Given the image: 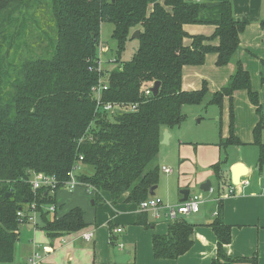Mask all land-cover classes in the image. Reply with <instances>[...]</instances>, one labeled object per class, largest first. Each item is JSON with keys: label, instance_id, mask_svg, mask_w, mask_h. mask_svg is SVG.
<instances>
[{"label": "trees", "instance_id": "1", "mask_svg": "<svg viewBox=\"0 0 264 264\" xmlns=\"http://www.w3.org/2000/svg\"><path fill=\"white\" fill-rule=\"evenodd\" d=\"M48 1L56 30L55 36L44 32L51 53L22 59L16 65L13 61L26 43L29 22H37L29 11L36 8L37 0H0V39L8 46L3 54L0 43V263L14 260L21 225L17 213L31 203L37 204L40 214L37 226L50 238L87 226L80 207L51 216L46 207H58L55 196L62 186L55 194L48 188L34 191L30 182L34 173L64 181L82 155L80 163L91 170L78 173L77 178L95 188L96 204L104 201L103 192H109L114 202L126 193L128 202L141 203L150 197L151 187L160 178V167L153 162L163 128L183 123L187 119L184 106L201 104L209 91L206 81L201 89L184 90L183 67L204 64L212 52L218 54L217 65L229 63L240 50V35L247 26L236 19L232 0ZM103 21L114 24L112 37L117 42V65L105 71L108 89L103 98L138 102L137 111L116 116L96 111L92 88L100 74L90 68L96 64ZM185 24H211L215 30L210 36L190 35ZM135 29H140L137 51L130 60L122 61ZM186 38H191L189 44ZM215 39L218 44L212 42ZM11 49L15 52L6 66ZM157 80L161 81L159 94L145 95V88ZM241 89L248 91L261 116L254 129L261 169L264 115L250 73L240 60L228 84L212 94L210 103L222 106L225 96ZM233 116L232 108L230 136L221 141L224 146L243 144L235 133ZM222 163L212 165L218 179L222 178ZM220 211L211 223L217 237V256L211 264L254 261L226 253L232 232ZM194 226L179 217L168 233L155 234L154 257L175 259L186 253L193 245Z\"/></svg>", "mask_w": 264, "mask_h": 264}, {"label": "crops", "instance_id": "2", "mask_svg": "<svg viewBox=\"0 0 264 264\" xmlns=\"http://www.w3.org/2000/svg\"><path fill=\"white\" fill-rule=\"evenodd\" d=\"M232 4L236 19L247 23L245 30L240 35V50L236 57L229 63L219 66L217 65L218 54L212 52L207 54L204 64L185 65L182 72V87L188 91L198 90L206 81L210 85L211 91L217 92L228 84L237 69V61L240 60L250 73L252 88L257 91L259 101L264 108V26L261 25V21L264 19V0H232ZM184 29L190 35L210 36L214 32L215 26L185 24ZM185 42L189 44L191 38H186ZM212 42L218 44L219 40L215 39ZM227 100H231L232 108L234 104L235 131L237 135L239 134L238 137L243 144L253 143L257 146L254 143V129L261 120V116L256 105L251 102L248 91L246 89L237 90L231 97L225 96V102ZM241 107L247 115L248 133L246 138L242 136L239 123ZM189 125L187 114V119L179 126L163 128V132L165 130L169 132V137L165 143L161 142L153 166H159L166 175L176 173L177 177H171L172 188L161 189L160 195L150 194V196L160 197L165 203L171 205L183 202L182 190L185 189L190 191L189 196L194 194L202 196L203 202L198 212L180 217L195 225L192 235L193 245L186 253L175 259H156L154 257V235L168 233L170 225L174 222L167 215L165 208L144 211L141 209L140 203L125 200L127 193L114 202L109 192H103L104 201L96 204L95 201L92 202L96 190L86 183L79 182L74 189L61 187L55 197L59 207V216L75 207H80L84 211V220L87 226L79 231L50 238L37 225L21 223L14 260L0 264H29V257L37 245L41 246V244L52 247V251L45 253L44 264H211L217 256V237L211 223L218 216L219 210H221L224 221L231 226L232 232L231 242L225 246L226 253L234 258L254 259V261H236L235 264H264V167L260 169L258 166L259 147L257 146V150H255V158L254 155L253 158H250L245 154H240L232 159L227 157L222 160L215 153L211 161L201 162L202 155L194 151L191 155L183 153V149L188 144L194 146L205 144L184 138ZM262 135L264 142V128ZM174 148L178 149L179 163L181 164L178 170H174L166 164L172 156L171 152ZM220 160L223 161L221 179L217 178L213 168L208 167L207 170L198 168L199 165L212 167ZM238 164L244 166L237 167ZM163 167L170 168L171 171L167 172ZM84 168L86 169L81 173L91 170L88 165H85ZM236 171L241 177L240 181L234 184L237 186L235 193L220 198V195L227 193L230 186L233 185L232 175ZM208 180L211 181V187L209 191H203L201 185ZM213 180L218 182L217 193ZM241 180H248L249 183L240 185ZM159 184L160 182L156 185L155 192L160 186ZM156 212L160 216H156ZM144 219L147 224L139 223V220ZM117 227H121L122 231H113ZM89 230L94 232V236L87 241L81 237V233ZM116 245L123 253L129 255L127 262H116L113 253Z\"/></svg>", "mask_w": 264, "mask_h": 264}, {"label": "rangeland", "instance_id": "3", "mask_svg": "<svg viewBox=\"0 0 264 264\" xmlns=\"http://www.w3.org/2000/svg\"><path fill=\"white\" fill-rule=\"evenodd\" d=\"M31 14L37 17V22H29L30 28L28 30V35L26 37V43L22 44L21 49L18 51L13 64H18L22 59L34 57L36 55H48L51 53V48L48 46V40L44 35V32H48L50 35L55 36L56 30L54 25V19L52 18V14L50 11V3L48 0H37V6L35 9H29ZM114 29V24L109 21H103L101 24L100 31V45L98 46V55L97 59L102 61V67L104 71L111 70L114 66L117 65V62H112L116 57V48L117 42L112 37ZM136 30V29H135ZM133 30V32L135 31ZM140 30V29H139ZM132 32V33H133ZM0 43L3 44V54L6 53L8 49L7 44H5L1 39ZM138 40L136 38H132L127 42L126 50L122 53L121 60L127 61L132 58L138 48ZM15 49L10 50V55L5 59V64L8 66V63L12 60ZM10 69L5 67V70ZM11 75V70L9 71ZM208 85V84H207ZM153 86V85H152ZM209 91L206 95L204 101L199 105H186L184 111L189 116L190 125L186 128V133L184 138L186 140H197L200 142H204L205 144H200L197 146L188 144V146L183 149V153L186 155H191L193 151L202 155L200 157L201 162H209L211 161L215 153L220 157L219 159L225 160L227 157L234 158L237 155L245 154L248 157H252L255 154V150H257V146L253 143H246L243 145H227L224 146L221 144V141H225L230 136V124H231V110H232V102L231 100H227L225 102V97L223 99L222 106L210 103V99L212 98L213 92L211 91L210 85H208ZM234 111V104H233ZM262 111L264 113V108L262 107ZM235 112V111H234ZM230 117V122H229ZM234 117V130H235V116ZM246 112L242 109L239 110V123L241 124V132L242 136L247 137V128H246ZM236 135L237 132L235 131ZM239 136V134L237 135ZM241 137V136H240ZM263 139V135H262ZM196 142V141H195ZM171 155L167 165L174 170L180 169L181 164L179 163L178 149L174 148L171 152ZM255 158V155H254ZM256 160V159H255ZM217 161V160H216ZM193 163V162H192ZM197 165V164H196ZM85 165L80 164L77 170L78 173L83 172L86 168ZM87 167V166H86ZM209 168L212 169L211 166L201 167L199 165V169L207 170ZM164 168V167H163ZM171 177H177V174L174 173L172 175H166L160 169V186L155 192L156 195H160L159 192L161 189H170L172 188ZM213 185L218 192V182L217 180H213ZM200 190V189H199ZM205 193V192H203ZM207 194L209 192H206ZM205 193V194H206ZM213 193V192H212ZM42 245V244H41ZM38 246V245H37ZM40 246V245H39Z\"/></svg>", "mask_w": 264, "mask_h": 264}, {"label": "built area", "instance_id": "4", "mask_svg": "<svg viewBox=\"0 0 264 264\" xmlns=\"http://www.w3.org/2000/svg\"><path fill=\"white\" fill-rule=\"evenodd\" d=\"M189 1L201 2L202 0H189ZM99 58L100 59L96 60L95 66H92L90 68L91 70H96L100 74L98 83L94 85L92 88V93L96 101V111L105 112L111 116H116L125 112L137 111L140 105L138 102H120V101L104 100L103 98L104 91L108 89V77L106 76L107 73L104 71L102 67L101 57ZM115 61L116 58L112 60V62ZM152 85L148 88H145V95L147 96L153 95ZM82 160H83V156L80 155L79 161L67 173L68 178L65 179L64 181H61L55 175H48L45 173H34L30 181L33 190L37 191L41 188H48L52 194H55V192L59 189L60 186L62 187L65 186L70 189H74L79 183V180L77 178V174H78L77 170ZM164 170L167 172L171 171V169L167 167H164ZM248 183H249L248 180H241L240 185H247ZM90 187L93 188L92 186ZM236 187L237 186L234 184L231 185L227 193L221 194L220 198H223L224 196L230 194H234ZM202 202H203V198L199 194H194L192 196H189L187 200L177 205L167 204L160 197L150 196L140 203V207L144 211L150 209L157 210L158 208L163 207L167 210V215L175 221L181 216L198 212L200 210V206ZM36 207L37 204L34 202L18 210L17 214L21 223L23 224L31 223L37 225L40 222V214L39 211L36 210ZM46 209L52 214L59 215L58 207L55 204H51L47 206ZM156 216H160V214L156 212ZM113 231L120 232L122 231V228L117 227ZM93 236H94V232L91 230L83 231L81 233V237L87 241L91 240ZM50 251H52V247L50 245L37 246V248L32 252L31 256L29 257L28 263L44 264L45 253H49Z\"/></svg>", "mask_w": 264, "mask_h": 264}, {"label": "water", "instance_id": "5", "mask_svg": "<svg viewBox=\"0 0 264 264\" xmlns=\"http://www.w3.org/2000/svg\"><path fill=\"white\" fill-rule=\"evenodd\" d=\"M139 33H140V30L136 29L131 35L132 38H138ZM160 85H161V81L160 80H157V81L154 82V84L152 86V92H153L154 96H157L159 94ZM168 137H169V132L167 130H165L163 132V139H162L161 142L165 143ZM239 166L241 167V166H244V165L238 164L237 167H239ZM240 177L241 176H239L238 171L234 172V174L232 175L233 184L238 183L240 181ZM210 187H211V181L210 180L206 181L205 183H203L201 185V189L203 191H209ZM155 188H156V186L151 187V189H150V194L151 195H155ZM182 193H183L182 201L187 200L188 197H189L190 191L188 189H185V190H182ZM92 202H94V200H92ZM113 253L115 255V260L118 263H125L129 259V255L126 254V253H123L122 250L120 249V247L117 246V245L114 247Z\"/></svg>", "mask_w": 264, "mask_h": 264}]
</instances>
